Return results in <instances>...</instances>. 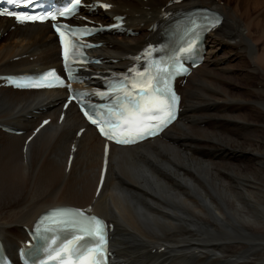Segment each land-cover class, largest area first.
I'll return each instance as SVG.
<instances>
[{
	"label": "bare ground",
	"instance_id": "1",
	"mask_svg": "<svg viewBox=\"0 0 264 264\" xmlns=\"http://www.w3.org/2000/svg\"><path fill=\"white\" fill-rule=\"evenodd\" d=\"M98 1L113 8L98 10L94 14L98 16L86 13L90 19L108 25L114 16H125L127 28L136 36H101L98 40L104 46L95 54L103 63L91 68L88 76L124 71L131 56L149 42L160 41L161 31L151 27L164 24L163 31L169 13L208 7L221 13L224 21L206 39V61L180 88L182 117L153 141L111 146L99 197L95 193L104 141L73 105L59 124L65 91L0 88V124L24 131L17 136L0 130V240L5 250L16 258L28 240L24 227L32 228L50 208L92 207L94 214L114 224L112 247L118 263L264 264V131L259 128L264 126L259 120L264 116V83H246L250 91L237 94L245 83L226 82L237 67L233 64L244 62L239 48L253 50L258 42L264 44V0H241L243 22L231 18L232 10L217 0L89 3ZM13 26L0 17V75L60 67V48L49 24L11 30ZM261 68L264 48L258 49L248 71L261 75ZM248 94L255 106L231 103ZM47 118L51 123L25 152L27 139ZM83 127L86 131L78 139ZM250 130L258 136L250 138ZM74 144L77 151L67 171Z\"/></svg>",
	"mask_w": 264,
	"mask_h": 264
},
{
	"label": "snow or ice",
	"instance_id": "2",
	"mask_svg": "<svg viewBox=\"0 0 264 264\" xmlns=\"http://www.w3.org/2000/svg\"><path fill=\"white\" fill-rule=\"evenodd\" d=\"M18 2L26 4L30 3L31 0H8L10 4H17ZM80 5L81 0H73L71 7L52 15L51 19L55 21L57 16L69 18L75 14ZM101 6L105 9L110 7L106 4ZM3 15L14 16L16 21L21 24L45 19V17L23 15L6 10L0 11V16ZM199 19L191 20L189 31L192 38L187 42V47L181 48L180 51H187L195 45L199 38V31L197 30H210L220 22L217 16L211 15H204L201 22H198ZM54 27L59 33L63 46L64 65L68 72V78L74 79L71 65L85 62L83 53L79 51L83 45L74 42V37L78 34L81 36L87 34L91 30L87 28L74 30L67 25H54ZM172 59L175 60L176 58L173 57ZM173 67L179 70L178 65H170L166 61H152L148 69L143 72L137 71L135 74L139 79L132 80L131 90L127 88V85L120 87V91L124 92V100L121 102L120 110L113 112L116 117L115 120L105 119L103 116L97 119L87 110L82 109L84 116L99 129L101 135L116 144H134L142 138L156 135L175 118L176 103L179 97L168 87V80L172 75L170 68ZM123 79L128 80V77ZM14 83L19 88L39 89L51 88L57 84L62 85L63 80L53 70L42 74L38 79L24 82L14 81ZM137 89L139 91H136ZM152 121H156V123H152ZM47 123L48 121H44V124ZM45 219L51 220V226L46 227L45 232L62 231L70 233V237L66 238L55 250V255H49V259L58 260L59 264H105L108 241L107 226L103 221L96 217L87 216L83 211H60L50 217H45ZM37 232H40V229H37ZM52 243L55 244L56 241L53 239Z\"/></svg>",
	"mask_w": 264,
	"mask_h": 264
},
{
	"label": "rangeland",
	"instance_id": "3",
	"mask_svg": "<svg viewBox=\"0 0 264 264\" xmlns=\"http://www.w3.org/2000/svg\"><path fill=\"white\" fill-rule=\"evenodd\" d=\"M208 1H210V0H208ZM217 1H220V3L221 4H224V5H227L231 10H232V12H233V14L235 15V16H231V18H233V19H235L236 21L239 19L240 21H242L243 22V13H244V9H243V5H242V2H241V0H217ZM236 5V6H235ZM235 6V7H234ZM238 18V19H237ZM263 46V47H262ZM254 49L252 50H250V48H248L247 46H244L243 48L241 47V48H239V53H240V57L241 56H243L244 57V62H241V61H239V62H235L233 65H237V67L236 68H234V66H233V68L231 69L232 70V72L231 73H229L228 75V77H227V80L228 81H226L227 83H231V84H233L234 85V83H245V85H242V91L241 90H238L237 91V94H238V92L240 91V93L239 94H241V92H243V89L246 91V92H248V91H250V87L249 86H246V83H252V85H254V86H256L257 84H258V82L259 83H264V69H262L261 68V75H258V74H256L255 75V73H253V72H251L250 70H252L253 69V67L251 66V68H250V70L248 71V66H249V64H250V62L252 61V59L253 58H255L256 56H257V51H258V49L260 50L261 48L263 49L264 48V44L263 43H261V42H258V44H257V46L256 47H253ZM249 52V53H248ZM249 56V57H248ZM252 57V58H251ZM250 60V61H249ZM248 65V66H247ZM245 68H244V67ZM235 71V72H234ZM242 71V72H241ZM244 71V72H243ZM239 73V74H238ZM262 73H263V75H262ZM246 74V75H245ZM231 75V76H230ZM240 75H241V77H240ZM233 76V77H232ZM249 76V77H248ZM255 77H257V78H255ZM260 77V78H259ZM232 79V80H231ZM241 79V80H240ZM238 80V81H237ZM233 81V82H232ZM242 81V82H241ZM240 86V85H239ZM245 86V87H244ZM240 88V87H239ZM246 88V89H245ZM249 89V90H248ZM234 93H236L235 91H234ZM251 97H252V95H250V94H248V96H244V97H242V99H238V100H233L232 99V101H231V103H240V101H242L243 103V105L245 106V107H248L249 106V108L250 107H252V105H254L255 106V104H251V102L252 101H249L250 99H251ZM246 99V100H245ZM244 102H245V104H244ZM248 103V104H247ZM253 103V102H252ZM241 104V105H242ZM261 105H263L264 104V102H263V104H262V102L260 103ZM261 105H260V107H261ZM259 106V105H258ZM255 118V117H254ZM259 120H264V116H260L259 117ZM263 125H260L259 126V128H261L263 131H264V126L262 127ZM253 134V135H252ZM258 136L257 135V133H255L254 132V130H250V138L251 137H253V136Z\"/></svg>",
	"mask_w": 264,
	"mask_h": 264
}]
</instances>
